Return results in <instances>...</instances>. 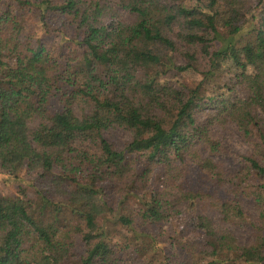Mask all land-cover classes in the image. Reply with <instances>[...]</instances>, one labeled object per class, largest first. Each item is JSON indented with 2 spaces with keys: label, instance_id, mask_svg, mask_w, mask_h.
I'll return each mask as SVG.
<instances>
[{
  "label": "trees",
  "instance_id": "obj_1",
  "mask_svg": "<svg viewBox=\"0 0 264 264\" xmlns=\"http://www.w3.org/2000/svg\"><path fill=\"white\" fill-rule=\"evenodd\" d=\"M0 174V264H264V0H0Z\"/></svg>",
  "mask_w": 264,
  "mask_h": 264
},
{
  "label": "rangeland",
  "instance_id": "obj_2",
  "mask_svg": "<svg viewBox=\"0 0 264 264\" xmlns=\"http://www.w3.org/2000/svg\"><path fill=\"white\" fill-rule=\"evenodd\" d=\"M250 3H253L255 0H248ZM120 13L125 16L126 12L120 10ZM51 108H59V98L58 96H54L50 100ZM219 136L223 139L224 143L229 145L232 149L237 152H246L249 150V147L245 140L241 137L239 132L235 129V126L230 123L223 130L218 132ZM106 137L115 143H123L124 140L128 138V134L120 128L112 130L111 132L106 134ZM224 162V166L230 170L237 166V162L231 158L223 157L221 158ZM159 173V168L154 172L151 181L152 184L155 185L156 176ZM190 185L194 188H201L210 191H214L216 189V185L207 180L201 173L196 171V169H192L190 173ZM0 180H7V176L4 174H0ZM9 185H6L5 191L14 193L16 185L8 180L6 182ZM2 185V183H1ZM181 213L176 215L170 221H166L161 223V233L159 234L162 238H165L167 235H171L176 239H192L195 237V231L193 230V217L194 214L198 211L196 208L191 207H182ZM238 233V236L242 238L248 234L246 227H235ZM159 232V231H158Z\"/></svg>",
  "mask_w": 264,
  "mask_h": 264
}]
</instances>
